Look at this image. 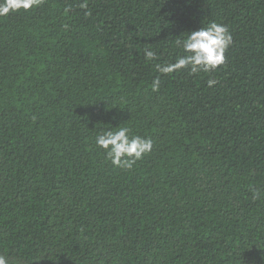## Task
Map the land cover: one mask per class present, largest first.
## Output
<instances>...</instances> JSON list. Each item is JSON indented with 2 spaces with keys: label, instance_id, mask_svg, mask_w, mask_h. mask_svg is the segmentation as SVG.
Wrapping results in <instances>:
<instances>
[{
  "label": "trees",
  "instance_id": "16d2710c",
  "mask_svg": "<svg viewBox=\"0 0 264 264\" xmlns=\"http://www.w3.org/2000/svg\"><path fill=\"white\" fill-rule=\"evenodd\" d=\"M213 21L233 37L223 65L157 71ZM121 126L153 141L131 170L95 144ZM252 188L264 194V0H42L0 17L8 264H264Z\"/></svg>",
  "mask_w": 264,
  "mask_h": 264
},
{
  "label": "clouds",
  "instance_id": "9594fccd",
  "mask_svg": "<svg viewBox=\"0 0 264 264\" xmlns=\"http://www.w3.org/2000/svg\"><path fill=\"white\" fill-rule=\"evenodd\" d=\"M42 0H0V17L10 12L20 10L29 11L38 7ZM80 7L85 9V15H90L87 3ZM233 43L232 34L226 25L211 22L207 27L188 32L183 38L175 40L177 48L183 50V54L177 56L172 62L157 65V71L161 75H167L175 71L187 69L190 74L200 72H212L223 65L225 53ZM146 61L156 59V52L150 48L144 50ZM215 80H209V86L215 84ZM161 79L157 76L152 81V90L160 87ZM115 131L108 129L98 132L95 144L103 150L105 157L117 168L131 170L137 161L151 152L153 141L141 135L131 134V129L126 126L114 127ZM253 199H259L262 194L259 189L252 188ZM0 264H8V259L0 255Z\"/></svg>",
  "mask_w": 264,
  "mask_h": 264
}]
</instances>
